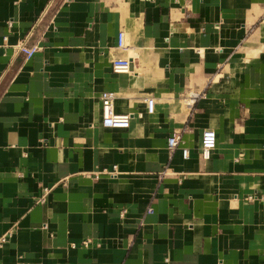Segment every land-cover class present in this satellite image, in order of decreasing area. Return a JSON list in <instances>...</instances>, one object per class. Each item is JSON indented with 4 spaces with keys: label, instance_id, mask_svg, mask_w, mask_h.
Masks as SVG:
<instances>
[{
    "label": "crops",
    "instance_id": "1",
    "mask_svg": "<svg viewBox=\"0 0 264 264\" xmlns=\"http://www.w3.org/2000/svg\"><path fill=\"white\" fill-rule=\"evenodd\" d=\"M48 1L0 0V264H264V0Z\"/></svg>",
    "mask_w": 264,
    "mask_h": 264
},
{
    "label": "built area",
    "instance_id": "2",
    "mask_svg": "<svg viewBox=\"0 0 264 264\" xmlns=\"http://www.w3.org/2000/svg\"><path fill=\"white\" fill-rule=\"evenodd\" d=\"M53 0H49L44 8L42 9L37 22L41 20V18L46 14L50 6L52 5ZM11 21L6 22V26L10 27ZM32 30H29L27 34L20 40H18L11 47L15 53H21L25 59L30 58L37 50L38 46L36 44L27 45V40L30 37ZM123 47V33L117 32L116 34V48ZM129 70V62L127 59H113L111 61V71L114 73H125ZM115 94L110 91H102L99 94L100 100V124L103 127L107 128H122L125 129L129 126L132 115L129 113H116L113 110ZM145 111L146 113H151L153 111L154 101L152 98H145ZM181 130H173L166 138L165 148L168 156H171L172 152L180 146L181 141ZM215 146V134L212 130L206 129L203 130L200 134L199 140V154L201 159L208 158L211 150H213ZM181 156L186 158L187 149L185 147H180ZM114 168V166H113ZM47 191L46 188L43 189L45 193ZM42 200V198L40 199ZM147 211L150 212V208H147ZM122 213V212H121ZM42 228H45V225H42ZM6 236H0V244L5 241ZM90 242L89 239H85L81 241L83 246H87ZM69 246H74V244H69Z\"/></svg>",
    "mask_w": 264,
    "mask_h": 264
}]
</instances>
